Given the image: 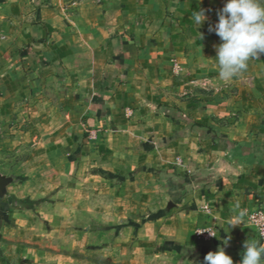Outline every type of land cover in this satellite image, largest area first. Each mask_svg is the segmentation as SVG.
I'll use <instances>...</instances> for the list:
<instances>
[{
	"label": "crops",
	"instance_id": "0c3cea01",
	"mask_svg": "<svg viewBox=\"0 0 264 264\" xmlns=\"http://www.w3.org/2000/svg\"><path fill=\"white\" fill-rule=\"evenodd\" d=\"M225 3L0 0V106L53 81L83 106L80 124L93 134L99 125L110 131L116 124L121 133L144 139L141 174H161L153 168L156 151L184 149L186 159L164 175L172 194L183 196L186 207L201 214L202 227L213 230L212 238L197 239L205 252L249 240L246 217L228 225L237 201L242 209L264 208V54L231 81L219 78L215 46L222 41L209 26ZM197 10L205 12L203 25H194ZM164 83L174 100L168 111L153 102L160 93L145 91ZM154 112L170 122L159 141L141 121ZM90 137L85 130L76 134L74 150L84 149Z\"/></svg>",
	"mask_w": 264,
	"mask_h": 264
},
{
	"label": "rangeland",
	"instance_id": "374dc122",
	"mask_svg": "<svg viewBox=\"0 0 264 264\" xmlns=\"http://www.w3.org/2000/svg\"><path fill=\"white\" fill-rule=\"evenodd\" d=\"M32 88L0 106V264H204L208 252L196 235L201 214L172 194L164 175L186 159L185 150L156 151L153 168L161 174H141L144 139L116 124L93 134L80 124L83 106L53 81ZM169 88L145 91L160 93L153 102L168 111ZM141 121L156 141L169 134L170 122L159 112ZM81 130L90 141L74 150ZM244 234L258 237L250 224ZM244 243L228 242L233 264H240Z\"/></svg>",
	"mask_w": 264,
	"mask_h": 264
},
{
	"label": "clouds",
	"instance_id": "9594fccd",
	"mask_svg": "<svg viewBox=\"0 0 264 264\" xmlns=\"http://www.w3.org/2000/svg\"><path fill=\"white\" fill-rule=\"evenodd\" d=\"M217 15L218 22L214 27L210 25L209 31H214L222 41L215 46V58L219 78L229 82L247 70L250 59L264 54V0H226ZM206 19L203 10L194 11L195 26L203 25ZM232 212L234 219L228 223L232 226L240 224L248 215V210L242 209L238 201ZM207 231L214 235L212 231ZM260 237L245 241L240 264H264V232L260 233ZM204 264H233V259L224 247H220L204 256Z\"/></svg>",
	"mask_w": 264,
	"mask_h": 264
},
{
	"label": "built area",
	"instance_id": "2783aa9c",
	"mask_svg": "<svg viewBox=\"0 0 264 264\" xmlns=\"http://www.w3.org/2000/svg\"><path fill=\"white\" fill-rule=\"evenodd\" d=\"M246 220L252 227H254L258 235V238H261L260 233L264 232V208L262 206H256L248 210V215L246 216ZM207 230H210L213 232V230L211 229L201 227V228L196 229V235L199 238L205 239V240L212 238L213 235H210ZM197 231H203V232L198 233Z\"/></svg>",
	"mask_w": 264,
	"mask_h": 264
}]
</instances>
